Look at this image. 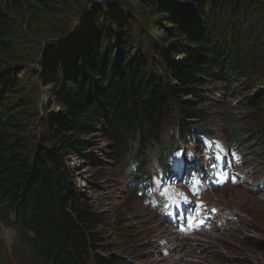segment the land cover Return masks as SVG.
<instances>
[{"label":"trees","instance_id":"16d2710c","mask_svg":"<svg viewBox=\"0 0 264 264\" xmlns=\"http://www.w3.org/2000/svg\"><path fill=\"white\" fill-rule=\"evenodd\" d=\"M111 2L107 14L86 16V31L71 45L51 39L37 56L30 20L55 21L48 27L56 34L59 0H0V223L16 236L10 250L17 264H126L101 254L102 221L73 184L69 159L84 160L95 134L104 135L129 179L144 180L139 152L161 147L164 131L178 128L175 140L217 137L202 104L226 109L219 123L230 130L219 134L239 148L244 166L242 151L253 140L241 130H264V35L256 36L264 34V0ZM135 6L150 16L138 19ZM257 12L249 34L247 20ZM29 65L36 67L32 88L19 77ZM8 74L13 78L2 81ZM205 86L219 97L199 95ZM40 88L58 109L40 103L38 112L33 95ZM245 109L248 118L239 114ZM262 134L250 152L264 168ZM157 150L165 176L173 150Z\"/></svg>","mask_w":264,"mask_h":264},{"label":"rangeland","instance_id":"374dc122","mask_svg":"<svg viewBox=\"0 0 264 264\" xmlns=\"http://www.w3.org/2000/svg\"><path fill=\"white\" fill-rule=\"evenodd\" d=\"M59 3L63 16L61 14L56 21L54 28L57 30L56 34H52L51 27H48L52 23L51 19L47 20L45 25H42V20L37 16L30 20L31 31L37 37L34 46L37 56L40 51L43 53V46L51 39H57L55 45L62 42L71 45L76 33L80 30L86 31L84 28L88 20L86 16L92 17L96 13L107 14L105 4H112L111 0H59ZM135 7L140 10V13H135L139 16L138 19L150 16L149 9ZM257 16L258 12L257 15L253 13V16L247 20L245 30L249 34L258 23ZM59 20L62 21L61 24ZM54 23L55 21L52 24ZM81 38L82 33H79L77 39ZM22 68L23 70L19 72L20 80H23L27 88L34 87L37 80L32 70L36 67L29 65L26 70L25 67ZM6 76L8 78L4 76L1 80L10 81L13 78L10 74ZM209 91L212 93H206ZM198 92L203 97L204 94H210L211 97L207 96V99L219 97V93L214 94L215 86L201 87ZM33 97L37 100L35 107L38 112H41L40 103L50 109H58L48 100V93L44 89H38L37 95ZM216 103L224 105V100H217ZM198 110L207 114L206 120L212 131L223 133L224 130H230L228 124L219 123L225 108L211 109L206 104H202L198 106ZM249 113L247 109L239 111V114L245 118L250 116ZM250 128L241 130L242 133L244 131L243 138L247 143L253 140L250 147L242 151L248 157V166L242 165V157L238 150L232 148L230 138L216 133V140L222 149L234 156L233 160L229 159L231 166L227 172V181L229 183L231 177L237 180L233 185L229 183L214 191L211 190L198 200L199 205L196 208L202 224L196 231L188 234H184L181 229L174 230L165 222L166 217L161 218L154 209H148L133 196L130 190L134 178L128 180L129 169L117 164L114 149L105 140L103 134L97 133L92 136L89 139L92 147L90 153L84 160L71 157L69 166L78 196L87 202L102 221L97 231L102 237L101 248L106 251L101 250V254L106 253L105 255L109 257L126 259V264H264V168L261 164L262 160L250 152L252 150L257 153L255 149L261 147L262 142L254 139L261 133L264 136V130L256 128L250 130ZM184 131L185 129L182 133ZM179 133L178 128L164 131L161 147H168L173 143L179 147L183 144L185 147L183 154L187 158L193 157L196 165H202L208 155L207 147H204L202 142H198V154L195 155L192 150L194 142L193 144L188 142L190 139L194 140L196 136L185 141L175 140V136ZM161 147H154L146 153L143 150L139 152V158L143 160L138 167L140 172H144L145 175L153 172L156 163L153 158L162 151L157 150ZM181 162L182 154L179 151L175 156V164ZM240 177L244 178L243 182L239 180ZM248 178L251 180L249 181ZM177 188L181 187L177 185ZM157 189L158 187H155L154 191L157 192ZM206 208L214 209L213 213L206 212ZM186 213L190 219L196 218L190 210ZM15 242L16 236L13 231L4 228L0 223V264H17L10 250V246ZM161 242L164 244L159 245ZM109 247L113 250L108 252ZM161 252L163 255H159Z\"/></svg>","mask_w":264,"mask_h":264},{"label":"snow or ice","instance_id":"6c2138e0","mask_svg":"<svg viewBox=\"0 0 264 264\" xmlns=\"http://www.w3.org/2000/svg\"><path fill=\"white\" fill-rule=\"evenodd\" d=\"M216 144V150H220L222 151V147L218 144V142H212ZM157 183H159V181H157ZM194 183H199V181H194ZM165 195L167 196V193H165ZM185 203H187V200L185 199L184 201ZM174 203H176V206L179 207V201H174Z\"/></svg>","mask_w":264,"mask_h":264},{"label":"bare ground","instance_id":"6f19581e","mask_svg":"<svg viewBox=\"0 0 264 264\" xmlns=\"http://www.w3.org/2000/svg\"><path fill=\"white\" fill-rule=\"evenodd\" d=\"M181 240V239H180Z\"/></svg>","mask_w":264,"mask_h":264}]
</instances>
